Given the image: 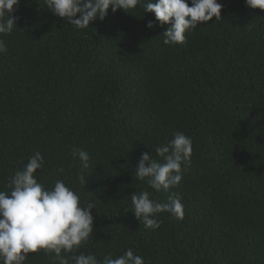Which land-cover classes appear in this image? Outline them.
Instances as JSON below:
<instances>
[{"label":"trees","instance_id":"1","mask_svg":"<svg viewBox=\"0 0 264 264\" xmlns=\"http://www.w3.org/2000/svg\"><path fill=\"white\" fill-rule=\"evenodd\" d=\"M218 2V22L165 45L169 25L143 4L79 30L44 0H20L17 27L0 35V191L40 152L39 182L60 179L96 206L84 254L131 248L145 264H264V10ZM177 132L193 141L171 190L185 217L161 213L148 229L130 197L147 191L163 204L170 193L138 180L135 167L145 152L159 160L156 147ZM74 149L87 152L89 168ZM53 257L29 254L26 264H58Z\"/></svg>","mask_w":264,"mask_h":264},{"label":"clouds","instance_id":"2","mask_svg":"<svg viewBox=\"0 0 264 264\" xmlns=\"http://www.w3.org/2000/svg\"><path fill=\"white\" fill-rule=\"evenodd\" d=\"M19 3L20 0H0V35H10L17 27L13 13ZM138 4H143L145 13H154L161 27L169 25L163 32L165 45H183L186 33L213 18L216 22L222 18L223 5L218 0H44L48 11L79 30L87 29L97 18L104 20L109 9L113 13L121 9L129 13ZM245 4L253 10H264V0H245ZM147 27L151 29L154 25L149 23ZM6 51L0 39V53ZM155 152L160 159L143 153L134 175L156 192L170 193L167 202L153 201L147 191L130 197L131 212L148 229L160 227L161 213L184 219L181 198L171 190L181 184L183 173L191 163L193 141L183 132H177L168 145L157 146ZM72 155L79 157L82 169L89 168L87 152L74 149ZM43 167L44 157L35 152L22 170L9 177L11 191H0V264H26L29 254L41 251L54 254L58 264H145L144 258L131 248L117 258L106 254L102 260L79 251L94 233L92 210L96 206L89 201L82 204L77 192L60 179L51 188L39 182L37 170ZM79 179L81 184L87 183L83 174Z\"/></svg>","mask_w":264,"mask_h":264}]
</instances>
